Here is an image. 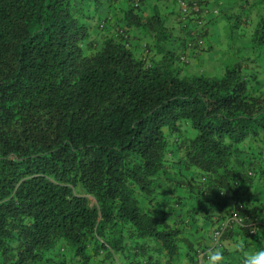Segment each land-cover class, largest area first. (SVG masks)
Wrapping results in <instances>:
<instances>
[{
  "label": "trees",
  "instance_id": "obj_1",
  "mask_svg": "<svg viewBox=\"0 0 264 264\" xmlns=\"http://www.w3.org/2000/svg\"><path fill=\"white\" fill-rule=\"evenodd\" d=\"M156 1L0 0V264H207L212 247L241 264L235 241L264 246V13L212 77L178 59L205 33ZM239 2L246 24L264 5Z\"/></svg>",
  "mask_w": 264,
  "mask_h": 264
},
{
  "label": "rangeland",
  "instance_id": "obj_2",
  "mask_svg": "<svg viewBox=\"0 0 264 264\" xmlns=\"http://www.w3.org/2000/svg\"><path fill=\"white\" fill-rule=\"evenodd\" d=\"M155 0H151L154 2ZM201 2V0H199ZM237 3L239 0H235ZM158 5H161V9L164 12L173 11L170 14V18L172 25L174 27H180V20H179V8L177 3L173 4L171 0H158L156 1ZM235 3L233 15L229 18L223 17L222 13L220 12L215 16L216 21L207 22L206 24H211L212 30L211 34H208L207 41H202L201 46L199 47L200 50H196L197 53H200L202 59H191L188 58V63L184 64L183 67L186 72L189 73H200L207 76L212 77H219L223 73V68L225 64H230L236 61H244L247 58L248 54L250 53V36L253 32V28L255 25V18L256 15L251 16L250 23H242L240 21H244L246 18V14L242 13L239 8V3ZM203 5V0L201 2ZM201 5V6H202ZM256 10V8H254ZM166 10V11H165ZM261 12H264V5L261 8H258ZM177 14H178V21H177ZM243 15V16H242ZM203 23L205 21L203 20ZM204 24V27H206ZM171 25V23H170ZM205 34L203 35V37ZM206 37V36H205ZM208 42V44H207ZM204 44V45H203ZM210 45V47L208 46ZM186 52V51H185ZM195 52V53H196ZM221 63V65L219 64ZM245 63V69L247 71H253L256 68L249 69V65ZM252 66V65H251ZM259 81H263L262 74H259ZM263 190L260 188L257 189V193H261ZM264 245V244H263Z\"/></svg>",
  "mask_w": 264,
  "mask_h": 264
},
{
  "label": "built area",
  "instance_id": "obj_3",
  "mask_svg": "<svg viewBox=\"0 0 264 264\" xmlns=\"http://www.w3.org/2000/svg\"><path fill=\"white\" fill-rule=\"evenodd\" d=\"M176 3L179 8L178 12L180 24L182 27L187 26V29H189V35L192 37L200 32H204L205 28L202 15L205 12V9L203 5L201 6V2L199 0H176ZM195 44L200 47L202 44V39L198 40V42L194 43L193 45L190 44L188 40L187 49H193V46ZM178 59L184 64L188 63V58L185 52H181L178 56ZM234 222H240V219L237 217L236 213L232 214L229 218H227L225 221L221 222L214 228V231L212 233V242L217 243L222 232L225 231ZM217 233L219 234L218 236L215 235Z\"/></svg>",
  "mask_w": 264,
  "mask_h": 264
},
{
  "label": "crops",
  "instance_id": "obj_4",
  "mask_svg": "<svg viewBox=\"0 0 264 264\" xmlns=\"http://www.w3.org/2000/svg\"><path fill=\"white\" fill-rule=\"evenodd\" d=\"M165 1H169V0H165ZM172 1V0H171ZM253 2L254 3H258V0H249V5H247V7L248 6H250V4H253ZM234 5L235 4H230V3H226L225 2V0H203V6H204V9H205V12L203 13V15H202V18H203V20L205 21V24L207 23V22H212V21H216V20H214L215 19V16L217 15V14H219L220 12H221V10H224L225 12H226V14H232L233 13V11H234ZM257 6V5H256ZM231 7V8H230ZM164 9H165V7H164ZM166 11V10H165ZM254 13V14H253ZM260 13H264V12H261V10H258L257 8H256V10L255 9H253V10H250L249 11V16L251 17L252 16V14H253V16L254 15H256V16H258ZM180 20V19H179ZM177 21H178V16H177ZM169 22L171 23V25H172V22H171V19H169ZM173 27H174V25H172ZM212 25L211 24H206V27H205V29H204V33H205V36L204 37H202L201 39H202V41L204 40L205 41V39L206 38H208L207 36H208V34H211V30H212V27H211ZM177 29L179 28V27H176ZM179 33H177L176 35H178ZM206 41H207V39H206ZM130 46H131V48L137 53V54H141L142 52H143V46H144V43L142 42V41H136V40H131L130 39ZM207 44H208V42H207ZM204 45V44H203ZM209 47H210V45H208ZM202 47V46H201ZM186 51V52H185ZM184 52H185V54L187 55V57H189V58H191V59H202V57H201V55H199L200 53H197L196 51H194L192 48H190V49H186ZM196 52V53H195ZM199 59V60H200ZM220 65H221V63H219ZM194 74H198V73H194ZM252 188H253V185H250V187L247 189L248 191H247V194H250V193H252ZM257 221H258V229L261 231V229L262 228H264V226H263V220H262V218H258L257 219ZM204 226V225H203ZM233 227H235V224H234V226ZM213 228V227H212ZM211 228V229H212ZM210 240V239H209ZM209 243H211V241H209Z\"/></svg>",
  "mask_w": 264,
  "mask_h": 264
},
{
  "label": "clouds",
  "instance_id": "obj_5",
  "mask_svg": "<svg viewBox=\"0 0 264 264\" xmlns=\"http://www.w3.org/2000/svg\"><path fill=\"white\" fill-rule=\"evenodd\" d=\"M255 230L258 231L261 237H264V233H261L258 228H255ZM215 235L218 236L219 234L217 233ZM233 250L242 254L241 264H264V246L259 248H247L243 243L237 240L233 244ZM206 256L207 264H228L225 251L222 250L221 247L209 248L206 252Z\"/></svg>",
  "mask_w": 264,
  "mask_h": 264
}]
</instances>
